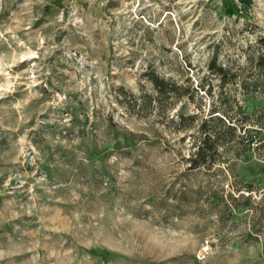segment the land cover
<instances>
[{
  "label": "rangeland",
  "instance_id": "374dc122",
  "mask_svg": "<svg viewBox=\"0 0 264 264\" xmlns=\"http://www.w3.org/2000/svg\"><path fill=\"white\" fill-rule=\"evenodd\" d=\"M232 1L0 0V264H264V0Z\"/></svg>",
  "mask_w": 264,
  "mask_h": 264
},
{
  "label": "trees",
  "instance_id": "16d2710c",
  "mask_svg": "<svg viewBox=\"0 0 264 264\" xmlns=\"http://www.w3.org/2000/svg\"><path fill=\"white\" fill-rule=\"evenodd\" d=\"M225 9L229 10L230 7H233L234 11H239V8L235 3H233L232 0H224ZM261 44L264 45V35L260 37L258 40ZM257 68L259 69V73L261 78L264 80V53L260 55L257 59L256 63ZM210 68L213 71H216L218 74L221 75L222 78H225L227 75V69H225L223 66H217L216 65V58L213 57L210 63ZM151 81L155 84V87L159 90L160 95H166L168 91H176V86L173 89H167V86L169 83L163 79L160 78L155 72H150L147 74ZM247 91L257 90V88H252V90H249L248 87L245 88ZM233 124L228 125V128H233ZM203 129H205L204 125L202 126ZM218 139V134L215 132L210 131L205 135L203 140L200 143H196V151L191 156V161L193 166H198L200 163H206L209 158L213 157L214 152H216V141ZM251 140V137L247 138V142ZM210 156V157H209Z\"/></svg>",
  "mask_w": 264,
  "mask_h": 264
}]
</instances>
